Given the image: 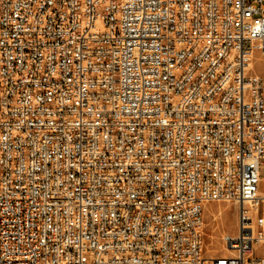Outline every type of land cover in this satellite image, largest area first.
<instances>
[{
	"label": "built area",
	"instance_id": "built-area-1",
	"mask_svg": "<svg viewBox=\"0 0 264 264\" xmlns=\"http://www.w3.org/2000/svg\"><path fill=\"white\" fill-rule=\"evenodd\" d=\"M256 53L264 0H0V264H264Z\"/></svg>",
	"mask_w": 264,
	"mask_h": 264
},
{
	"label": "rangeland",
	"instance_id": "rangeland-1",
	"mask_svg": "<svg viewBox=\"0 0 264 264\" xmlns=\"http://www.w3.org/2000/svg\"><path fill=\"white\" fill-rule=\"evenodd\" d=\"M253 73L264 75V56L255 54ZM261 182L258 186L260 195H264V161L261 162ZM238 209L231 203H210L204 210L203 237L207 256L225 255L223 237L233 235L237 230Z\"/></svg>",
	"mask_w": 264,
	"mask_h": 264
},
{
	"label": "bare ground",
	"instance_id": "bare-ground-1",
	"mask_svg": "<svg viewBox=\"0 0 264 264\" xmlns=\"http://www.w3.org/2000/svg\"><path fill=\"white\" fill-rule=\"evenodd\" d=\"M250 69H251V70H254V58H253V60H252V62H251V64H250Z\"/></svg>",
	"mask_w": 264,
	"mask_h": 264
}]
</instances>
